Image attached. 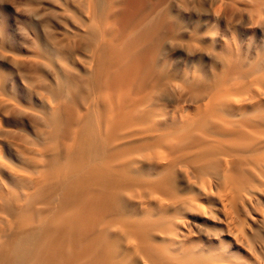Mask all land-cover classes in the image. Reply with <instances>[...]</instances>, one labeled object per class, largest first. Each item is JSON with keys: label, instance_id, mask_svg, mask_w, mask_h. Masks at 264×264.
<instances>
[{"label": "bare ground", "instance_id": "6f19581e", "mask_svg": "<svg viewBox=\"0 0 264 264\" xmlns=\"http://www.w3.org/2000/svg\"><path fill=\"white\" fill-rule=\"evenodd\" d=\"M16 40L0 264H264V0H58Z\"/></svg>", "mask_w": 264, "mask_h": 264}, {"label": "rangeland", "instance_id": "374dc122", "mask_svg": "<svg viewBox=\"0 0 264 264\" xmlns=\"http://www.w3.org/2000/svg\"><path fill=\"white\" fill-rule=\"evenodd\" d=\"M0 29L17 42L31 43L33 31L57 42L58 0H0ZM16 49L15 45L8 47L10 53Z\"/></svg>", "mask_w": 264, "mask_h": 264}]
</instances>
